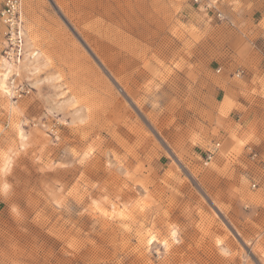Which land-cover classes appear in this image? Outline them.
Segmentation results:
<instances>
[{"label": "rangeland", "instance_id": "374dc122", "mask_svg": "<svg viewBox=\"0 0 264 264\" xmlns=\"http://www.w3.org/2000/svg\"><path fill=\"white\" fill-rule=\"evenodd\" d=\"M207 9L193 0H21L24 54L15 65L0 25V74L10 70L12 99L31 121L22 125L31 146L9 157V190L0 191V264H149L157 258L139 233L173 228L178 241L157 264H264V171L248 157L252 149L264 160V39ZM7 110L0 93V168L15 132ZM37 129L40 139H62L41 152ZM246 133L254 136L243 165L229 166L232 135ZM88 144L96 153L80 200L57 207L81 170L71 151ZM142 196L147 215L111 218L113 203L119 212Z\"/></svg>", "mask_w": 264, "mask_h": 264}, {"label": "snow or ice", "instance_id": "6c2138e0", "mask_svg": "<svg viewBox=\"0 0 264 264\" xmlns=\"http://www.w3.org/2000/svg\"><path fill=\"white\" fill-rule=\"evenodd\" d=\"M233 4L235 5V10L242 11L244 8V5L241 3V0H232ZM212 7H216L217 4L215 0H213ZM248 7H251V5H248ZM50 63V62H49ZM11 72L9 70L8 73L0 74V93H5V98L7 102V123L9 127H14L15 132L13 133L11 137L10 145L7 147V151L4 155V158L8 163L3 167L0 168V177H3L4 179L0 181V183L3 184L2 189L0 191L3 192V194H7L9 190V182L8 177L9 173L12 170V163L11 160H9V157L11 156H18L21 154L23 150L26 149V147L31 146L30 143L28 145L25 144V141L29 140V133L27 130H25L22 125L25 123H31V121L27 120V117L24 115L23 109L20 106L19 101H13V97L17 95L18 89H16V86L13 85L12 89H8L6 81L9 80ZM17 76L20 75V72L15 73ZM47 74H45L46 77ZM31 80V77L29 78ZM45 78H41L39 80V83L43 84L45 83ZM38 85L36 83H31L29 91H31L32 88H36ZM60 97H64L63 89L61 88L59 90ZM70 96V93H69ZM73 102L69 100V105H72ZM47 111V109H45ZM53 111H56L55 109ZM61 122L64 124H68L69 121L67 117L61 118ZM84 121L81 120V124H83ZM7 128H0V132H6ZM16 133L19 135V142L16 140ZM44 136L50 137L51 133L50 130L45 131L43 133ZM41 132L39 129L35 131V137L37 138V143L35 145V149H39L41 152H45L49 145L56 144L58 141H61V137L57 135L55 139L49 138L48 140L40 139ZM254 133H246L244 136H240L237 134H233L232 139V145H231V151L227 153L228 158V165L231 166L233 164H242L243 162L239 159L241 154V149H243L244 145H246L249 141L253 139ZM194 142H196V138H193ZM71 146H66L67 148ZM34 149V150H35ZM96 148L93 144H88L85 149H75L73 148L71 151V156L74 161V163H78L81 165V170H79L73 177V179L76 181V183H72L69 181L68 185L64 188H62L61 196L63 197L66 194V199L60 200L57 203V207H71L73 205V200H80L81 193L80 188L82 187V181L81 177L84 176L83 168L86 167L92 159L95 158ZM111 155V154H110ZM109 166L111 167V161H109ZM54 169L59 167H68L67 164H53L52 166ZM123 167V166H122ZM122 175L126 176L127 181L129 182V186L131 182H134L136 177L133 175L131 171L122 172ZM261 183L264 184V177L261 178ZM94 187H98V185H93ZM119 198V197H117ZM104 202L106 203L109 200V195L105 194L104 196ZM88 203L87 198L81 201V207H84L85 204ZM91 208L95 209L96 212H100L101 210V201L92 199ZM151 204L148 203V197L142 196L141 199L135 201L133 204H124L120 206V211L117 212V205L113 203V207L111 210V218L115 219L118 215L121 219H129L130 217L126 215V213H129L130 211H135L139 213H143L147 215L151 211ZM76 211H79V209H75ZM84 211L87 212L88 208H84ZM105 218H109V212L107 210L103 211L101 213ZM142 240L144 241L145 247L149 253H154L155 257L163 261L165 258V255L169 253L171 246L175 244L178 241V235L177 231L173 228V230L170 231V233L166 234H160L155 231V229H149L146 233L141 232L139 233ZM157 259H152L149 264H157Z\"/></svg>", "mask_w": 264, "mask_h": 264}, {"label": "built area", "instance_id": "2783aa9c", "mask_svg": "<svg viewBox=\"0 0 264 264\" xmlns=\"http://www.w3.org/2000/svg\"><path fill=\"white\" fill-rule=\"evenodd\" d=\"M193 3L199 4L200 0H193ZM218 19H222L217 15ZM21 0H3L0 6V25L4 28L5 50L4 58L15 64H19L24 54V42L21 30ZM219 72V71H218ZM242 75V71H238L236 78ZM219 144L214 143L206 153V160L210 161L218 151ZM249 160L254 163L261 171H264V160L255 150L248 149ZM251 180V188L255 190L259 187V183L254 179Z\"/></svg>", "mask_w": 264, "mask_h": 264}, {"label": "crops", "instance_id": "0c3cea01", "mask_svg": "<svg viewBox=\"0 0 264 264\" xmlns=\"http://www.w3.org/2000/svg\"><path fill=\"white\" fill-rule=\"evenodd\" d=\"M213 0H200L199 4L203 3L204 7H207L208 11L213 12L214 15H220L221 18L226 19V24L232 26H240L242 23L243 27L256 28L253 29L252 33L256 36V39H264V0H241L244 5L242 11L235 10V5L232 0H215L217 6L212 7ZM251 5V7H248ZM260 65V63L258 62ZM264 69V62L262 64Z\"/></svg>", "mask_w": 264, "mask_h": 264}, {"label": "bare ground", "instance_id": "6f19581e", "mask_svg": "<svg viewBox=\"0 0 264 264\" xmlns=\"http://www.w3.org/2000/svg\"><path fill=\"white\" fill-rule=\"evenodd\" d=\"M30 66V65H29ZM9 68H11V67H9ZM8 72H9V69H8ZM6 83V82H5ZM1 95H5V93H1Z\"/></svg>", "mask_w": 264, "mask_h": 264}]
</instances>
